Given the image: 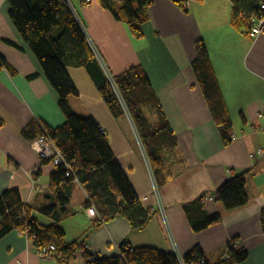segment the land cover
<instances>
[{"label":"crops","instance_id":"0c3cea01","mask_svg":"<svg viewBox=\"0 0 264 264\" xmlns=\"http://www.w3.org/2000/svg\"><path fill=\"white\" fill-rule=\"evenodd\" d=\"M67 2L88 45L111 77L134 66L143 68L177 147L165 154L164 173L169 180L159 188L129 117L112 116L83 67L65 66L77 91V96L68 98L71 109L79 117L92 118L106 134L141 205L154 210L152 220L141 231L132 230L122 217L101 225L87 215L84 204L88 197L77 185L58 222L65 242L87 237L88 252L98 258L117 256L125 241L132 247H153L180 257L198 246L210 264L223 258L233 242L248 253L243 264H264L260 222L264 210V30L255 37L236 30L231 25L230 0H185L182 7L170 0H154L147 9L144 37L138 40L97 0ZM197 41L207 49L231 123L227 145L192 67ZM0 57L14 71H0V117L4 122L0 127V196L17 190L32 217L48 226L54 220L38 210L55 204L49 183L56 167L31 148L22 132L32 120L50 129L61 127L65 116L39 62L10 20L7 0H0ZM34 168L37 172L29 175ZM238 175L244 176L248 204L226 213L212 194ZM200 198L201 206L196 203ZM158 202L165 208L167 224L157 212ZM196 205L208 216L222 214V219L195 233L185 207L193 212ZM0 264L57 262L54 257L40 256L32 241L13 231L0 238ZM69 264H83L82 254L76 253Z\"/></svg>","mask_w":264,"mask_h":264},{"label":"trees","instance_id":"16d2710c","mask_svg":"<svg viewBox=\"0 0 264 264\" xmlns=\"http://www.w3.org/2000/svg\"><path fill=\"white\" fill-rule=\"evenodd\" d=\"M100 7L109 11L114 19L123 23L135 39L144 37L143 25L148 21L147 9L154 0H97ZM182 7L185 0H170ZM232 2L231 25L241 33L249 35L250 19L264 17V0H230ZM9 17L14 27L28 44L39 62L44 76L56 92L58 106L65 116L61 127L50 129L32 120L24 128L22 137L32 142L46 128L64 159L71 165L73 173L66 175L56 167L50 176V190L55 195V204L44 206L38 212L54 220L43 226L32 217L31 208L24 204L17 190H7L0 196V238L10 232H25L34 236L36 249L54 245L57 264H69L78 252L83 264H180L174 254H165L153 247H132L127 241L118 247L119 254L110 258H98L88 252L86 238L71 243L65 242V232L58 225L65 215L75 187L80 186L88 197L84 208L93 206L105 224L116 217L127 220L134 231L144 230L154 216V210L145 209L129 183L124 171L115 159L103 133L90 117H79L71 109L68 98L77 96L65 66L83 67L102 100L114 118L128 115L145 150L155 182L159 188L169 176L164 173L165 154L174 150L176 141L165 118L160 103L141 66L112 76H106L91 50L83 30L71 11L67 0H7ZM197 58L192 67L204 97L217 125L223 144L231 142V123L228 120L223 97L212 70L207 49L202 41L195 44ZM14 71L0 57V71ZM155 119L153 123L151 120ZM4 124L0 117V127ZM76 180V183L74 182ZM215 202L222 204L226 213L248 204L243 175L229 178L214 191ZM200 198L196 203H200ZM200 206L185 207L192 230L197 233L222 219V214L208 216ZM27 209L26 213L23 210ZM264 231V210L260 214ZM233 243V242H232ZM229 243L226 254L214 264H243L248 253L241 247ZM232 244V245H231ZM183 264H210L204 252L196 246L181 257Z\"/></svg>","mask_w":264,"mask_h":264},{"label":"built area","instance_id":"2783aa9c","mask_svg":"<svg viewBox=\"0 0 264 264\" xmlns=\"http://www.w3.org/2000/svg\"><path fill=\"white\" fill-rule=\"evenodd\" d=\"M261 10H264V5L260 6ZM250 29H249V35L251 37H255L259 34H261L264 30V17H257V16H253L250 19ZM100 64L102 65L104 72L106 73V76L108 77V79L113 83L112 81V77L108 74V72L105 69V66L103 65V62L100 60ZM261 115H264V108L261 112ZM139 138V137H138ZM31 148L45 161H49L51 162L55 167H61L62 169H64L66 171V175H69V173H73V170L71 168V165L67 163V161L64 159L62 153L58 150V148L56 147L55 143L51 140L48 131L46 130V128H44L42 126V135H40L37 139H35L34 141L31 142ZM261 151V150H260ZM37 172V168L32 169L31 171L28 172L29 175H34ZM74 182L76 183V180H74ZM155 192L156 194L158 193V188L156 187V185L154 186ZM157 212H159V214L162 216L163 220L166 222V214H165V208L162 205L161 202H158L157 205ZM87 215L91 218L94 219H98L100 222H102V220L100 219L99 215L97 214L96 209L93 206H89L88 208L85 209ZM27 209L23 210V213H26ZM20 235L28 238L29 240H33L35 239L34 236H29L27 233L22 232L19 233ZM232 245V244H231ZM37 253L40 256H50V257H54V255L56 254V248L54 245H48L46 247L37 249ZM118 254L120 256H122L119 252ZM180 260V264H183L181 261V257L177 256ZM201 264H204V261H201Z\"/></svg>","mask_w":264,"mask_h":264},{"label":"rangeland","instance_id":"374dc122","mask_svg":"<svg viewBox=\"0 0 264 264\" xmlns=\"http://www.w3.org/2000/svg\"><path fill=\"white\" fill-rule=\"evenodd\" d=\"M128 116V115H127ZM129 117V116H128ZM130 119V118H129ZM136 136H137V138H138V134H137V132H136ZM138 140H139V138H138ZM139 143H140V145H141V147H142V149H143V146H142V143H141V141L139 140Z\"/></svg>","mask_w":264,"mask_h":264}]
</instances>
